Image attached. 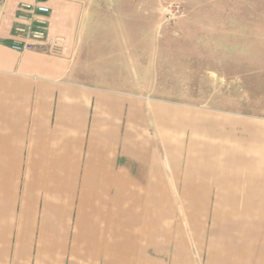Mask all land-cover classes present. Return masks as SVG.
I'll list each match as a JSON object with an SVG mask.
<instances>
[{"label": "crops", "instance_id": "0c3cea01", "mask_svg": "<svg viewBox=\"0 0 264 264\" xmlns=\"http://www.w3.org/2000/svg\"><path fill=\"white\" fill-rule=\"evenodd\" d=\"M261 6L0 0V264H264Z\"/></svg>", "mask_w": 264, "mask_h": 264}, {"label": "rangeland", "instance_id": "374dc122", "mask_svg": "<svg viewBox=\"0 0 264 264\" xmlns=\"http://www.w3.org/2000/svg\"><path fill=\"white\" fill-rule=\"evenodd\" d=\"M76 1V0H74ZM82 7L97 16L98 20L108 24H151L157 29L158 35L165 28L180 30L183 18L187 13V5L197 0H78ZM255 9H260L264 0H251ZM222 4L229 0H220ZM140 5V8L138 7ZM105 13V16H104Z\"/></svg>", "mask_w": 264, "mask_h": 264}, {"label": "built area", "instance_id": "2783aa9c", "mask_svg": "<svg viewBox=\"0 0 264 264\" xmlns=\"http://www.w3.org/2000/svg\"><path fill=\"white\" fill-rule=\"evenodd\" d=\"M23 7L25 9L36 10L37 12L42 13V14H47L50 11L49 7L42 2H35L34 4H24ZM18 29L21 30V32L25 30V29L19 28V27H18ZM31 32H32L31 36H33L32 40H42L49 45H54L56 43V40L45 35L43 29H40V28H37L34 30L32 29ZM32 47H33L32 41H24L22 43L12 44V48H14L16 50H20V51L28 50V49H31Z\"/></svg>", "mask_w": 264, "mask_h": 264}]
</instances>
